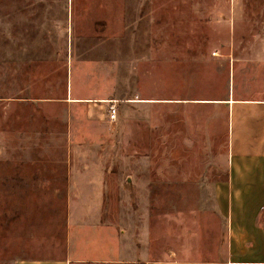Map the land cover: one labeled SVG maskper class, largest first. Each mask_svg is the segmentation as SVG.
Wrapping results in <instances>:
<instances>
[{
  "label": "rangeland",
  "instance_id": "374dc122",
  "mask_svg": "<svg viewBox=\"0 0 264 264\" xmlns=\"http://www.w3.org/2000/svg\"><path fill=\"white\" fill-rule=\"evenodd\" d=\"M260 80L264 0H0V264L59 238L69 164L104 172L116 264L220 248L218 102Z\"/></svg>",
  "mask_w": 264,
  "mask_h": 264
},
{
  "label": "crops",
  "instance_id": "0c3cea01",
  "mask_svg": "<svg viewBox=\"0 0 264 264\" xmlns=\"http://www.w3.org/2000/svg\"><path fill=\"white\" fill-rule=\"evenodd\" d=\"M258 85L256 97L236 98L232 88L218 102L227 109L228 134L226 180L215 201L224 227L220 248L190 255L166 250L161 259L146 258L143 264H264V80ZM63 203L59 238L42 241L47 251L41 258L14 264L121 263L122 231L104 216V172L69 164Z\"/></svg>",
  "mask_w": 264,
  "mask_h": 264
},
{
  "label": "built area",
  "instance_id": "2783aa9c",
  "mask_svg": "<svg viewBox=\"0 0 264 264\" xmlns=\"http://www.w3.org/2000/svg\"><path fill=\"white\" fill-rule=\"evenodd\" d=\"M116 117V110L114 107H110L108 110V118L112 121Z\"/></svg>",
  "mask_w": 264,
  "mask_h": 264
}]
</instances>
